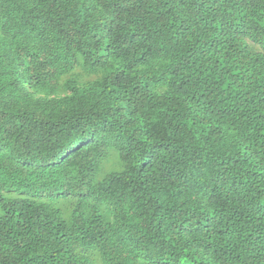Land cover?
I'll list each match as a JSON object with an SVG mask.
<instances>
[{
	"label": "trees",
	"instance_id": "16d2710c",
	"mask_svg": "<svg viewBox=\"0 0 264 264\" xmlns=\"http://www.w3.org/2000/svg\"><path fill=\"white\" fill-rule=\"evenodd\" d=\"M0 264H264V0H0Z\"/></svg>",
	"mask_w": 264,
	"mask_h": 264
},
{
	"label": "clouds",
	"instance_id": "9594fccd",
	"mask_svg": "<svg viewBox=\"0 0 264 264\" xmlns=\"http://www.w3.org/2000/svg\"><path fill=\"white\" fill-rule=\"evenodd\" d=\"M117 170H122V169H119V168H118Z\"/></svg>",
	"mask_w": 264,
	"mask_h": 264
}]
</instances>
